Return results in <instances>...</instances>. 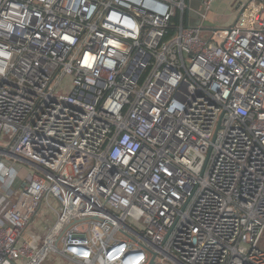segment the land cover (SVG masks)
<instances>
[{
	"label": "built area",
	"instance_id": "1",
	"mask_svg": "<svg viewBox=\"0 0 264 264\" xmlns=\"http://www.w3.org/2000/svg\"><path fill=\"white\" fill-rule=\"evenodd\" d=\"M219 1L0 0V264H264V0Z\"/></svg>",
	"mask_w": 264,
	"mask_h": 264
},
{
	"label": "rangeland",
	"instance_id": "2",
	"mask_svg": "<svg viewBox=\"0 0 264 264\" xmlns=\"http://www.w3.org/2000/svg\"><path fill=\"white\" fill-rule=\"evenodd\" d=\"M202 12H204L202 0H191L190 23H191L192 27H200L201 26L202 20L200 18V13H202ZM230 17H231V11L230 10H227V11H224L221 13L210 11V13L208 14V20L205 23V25L203 26V28L205 29L202 33L203 38H205L206 40H209L210 38H212L215 43H218L219 40L217 39L216 36L213 35L212 30L222 29L224 23L227 21V19H230ZM18 165L20 168L24 167V166L26 168H29V165L24 163V162H18ZM24 181L25 180L23 179L21 182H24ZM0 186H1V182H0ZM43 217L53 219L54 215L52 212L44 210L42 216H40V218H39V220H40L39 225H41V226H44V223H46V221L44 220ZM41 236H43V235L39 234V235H36L34 237L37 240V239H41L42 238ZM260 249L264 250V240L260 244Z\"/></svg>",
	"mask_w": 264,
	"mask_h": 264
},
{
	"label": "crops",
	"instance_id": "3",
	"mask_svg": "<svg viewBox=\"0 0 264 264\" xmlns=\"http://www.w3.org/2000/svg\"><path fill=\"white\" fill-rule=\"evenodd\" d=\"M250 0H221L219 2H217L213 8L212 11L214 12H224L227 10L231 11V17L230 19H227V21L224 23L222 28H226L229 26H232L236 21H237V11H238V7L243 4L246 3ZM22 174H20L19 178L16 180V184H19L21 188L24 187V183L21 182L24 177L21 176ZM38 221L40 222V220H36V224H34V226H32L31 228L28 227L25 233V237L28 240L32 239V234H36V235H41V230L39 231L37 229V225H38ZM40 227V226H39ZM38 231V232H37ZM37 232V233H36ZM43 264H71L70 262H68L67 260L61 258L58 255L55 254H51L47 257L46 261Z\"/></svg>",
	"mask_w": 264,
	"mask_h": 264
},
{
	"label": "trees",
	"instance_id": "4",
	"mask_svg": "<svg viewBox=\"0 0 264 264\" xmlns=\"http://www.w3.org/2000/svg\"><path fill=\"white\" fill-rule=\"evenodd\" d=\"M171 23H172V30H173L174 26L177 25V23H179V16L177 15L176 17H174L171 20Z\"/></svg>",
	"mask_w": 264,
	"mask_h": 264
},
{
	"label": "water",
	"instance_id": "5",
	"mask_svg": "<svg viewBox=\"0 0 264 264\" xmlns=\"http://www.w3.org/2000/svg\"><path fill=\"white\" fill-rule=\"evenodd\" d=\"M156 261V258H154L152 261H151V264H154V262ZM165 264V263H164Z\"/></svg>",
	"mask_w": 264,
	"mask_h": 264
}]
</instances>
